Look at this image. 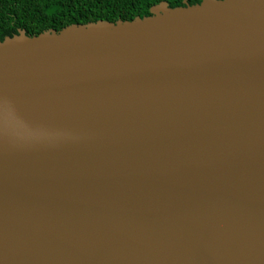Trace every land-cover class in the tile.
Here are the masks:
<instances>
[{
    "label": "water",
    "instance_id": "95a60500",
    "mask_svg": "<svg viewBox=\"0 0 264 264\" xmlns=\"http://www.w3.org/2000/svg\"><path fill=\"white\" fill-rule=\"evenodd\" d=\"M151 12L0 39V264H264V0Z\"/></svg>",
    "mask_w": 264,
    "mask_h": 264
},
{
    "label": "trees",
    "instance_id": "16d2710c",
    "mask_svg": "<svg viewBox=\"0 0 264 264\" xmlns=\"http://www.w3.org/2000/svg\"><path fill=\"white\" fill-rule=\"evenodd\" d=\"M170 7L197 4L202 0H0V39L19 34L30 36L73 23L97 20H132L151 15V7L162 2Z\"/></svg>",
    "mask_w": 264,
    "mask_h": 264
},
{
    "label": "bare ground",
    "instance_id": "6f19581e",
    "mask_svg": "<svg viewBox=\"0 0 264 264\" xmlns=\"http://www.w3.org/2000/svg\"><path fill=\"white\" fill-rule=\"evenodd\" d=\"M163 133V135H161ZM147 141H149V147L148 148H156V143L154 141H158V139H163V140H169L173 136V132L170 131L167 128H163L159 131L156 130H150L148 131V134L146 135ZM145 147V146H144ZM96 147L90 148V149H95Z\"/></svg>",
    "mask_w": 264,
    "mask_h": 264
}]
</instances>
